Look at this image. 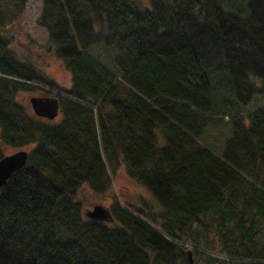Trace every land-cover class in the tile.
Segmentation results:
<instances>
[{
    "label": "trees",
    "instance_id": "obj_1",
    "mask_svg": "<svg viewBox=\"0 0 264 264\" xmlns=\"http://www.w3.org/2000/svg\"><path fill=\"white\" fill-rule=\"evenodd\" d=\"M27 1L0 0V159L28 150L0 189V264H264V104L246 109L264 0H41L67 86L12 49ZM37 91L60 117L30 110ZM120 167L152 202L87 219L80 192Z\"/></svg>",
    "mask_w": 264,
    "mask_h": 264
},
{
    "label": "rangeland",
    "instance_id": "obj_2",
    "mask_svg": "<svg viewBox=\"0 0 264 264\" xmlns=\"http://www.w3.org/2000/svg\"><path fill=\"white\" fill-rule=\"evenodd\" d=\"M230 2L233 8H227L225 3ZM222 7L226 10L235 11L233 9L242 10V4L237 0H229L222 2ZM42 8L41 0H28L25 11L21 18L12 27V35L14 42L12 49L20 57H28L36 62L38 67L42 69L49 77H51L59 85L67 86L69 84V75L64 69L62 64L52 53L46 50L48 37L46 31L37 24V19L40 15ZM32 96H43L42 91L35 93H27L23 95V99L28 102ZM259 104H264V99H257L246 109H253ZM247 111V110H246ZM60 117V114H59ZM227 118L225 119V121ZM226 125L222 127L225 131ZM220 139H215L213 146L218 148ZM4 154H10L7 149H2ZM83 202L84 212L91 209L94 204H102L109 207L115 201L121 205L129 206L133 209H138L141 201L147 203L152 202L150 194L140 186L136 185L131 179L128 178L124 169L120 167L113 177L112 185L108 192L100 199L93 196L90 192L82 190L79 194Z\"/></svg>",
    "mask_w": 264,
    "mask_h": 264
},
{
    "label": "water",
    "instance_id": "obj_3",
    "mask_svg": "<svg viewBox=\"0 0 264 264\" xmlns=\"http://www.w3.org/2000/svg\"><path fill=\"white\" fill-rule=\"evenodd\" d=\"M31 111L39 118L54 120L59 115L60 106L57 97L32 96L28 100ZM28 159V152L24 149L17 150L0 159V189L14 172L23 168ZM85 217L93 221L114 223V217L107 206L94 204L91 209L85 211ZM192 264L191 253L187 252Z\"/></svg>",
    "mask_w": 264,
    "mask_h": 264
}]
</instances>
